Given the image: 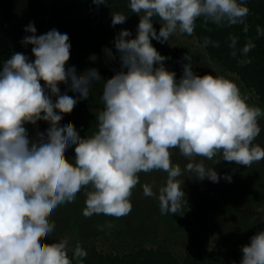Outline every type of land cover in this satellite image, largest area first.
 I'll return each mask as SVG.
<instances>
[{"label":"clouds","instance_id":"clouds-1","mask_svg":"<svg viewBox=\"0 0 264 264\" xmlns=\"http://www.w3.org/2000/svg\"><path fill=\"white\" fill-rule=\"evenodd\" d=\"M106 5L108 0H93ZM128 7L137 14V35L121 30L114 39L120 70L103 84L97 111L96 130L81 137L69 122L61 126L62 114L77 104L75 96L61 94L58 85L87 99L94 81L101 76L96 68L78 74L66 69L71 44L68 35L51 29L22 40L32 45L34 61L15 53L0 71V264H84L87 251L77 243L70 247L67 237L45 243L53 235L54 211L75 201L84 189L83 215L122 218L131 212L133 189L140 173L162 171L166 181L153 191L143 184V194L158 200L162 215L183 211L185 193L178 179L185 172L198 180L218 183L221 177L212 166L196 162L197 157L250 167L264 160V147L253 142L259 136L260 107L250 105L237 85L224 75L193 71V57L185 54L183 74L164 65L168 59L151 40L168 42L177 32L192 35L198 20L217 28L243 25L248 32L247 0H129ZM159 19V33L153 18ZM127 16L112 12V26L123 24ZM257 37L264 29L257 26ZM238 37L229 36L231 55L243 57L238 63H250L248 53L255 47L251 39L238 48ZM219 47L204 38L203 46ZM109 59L116 55L105 47ZM90 59L96 60L95 55ZM41 81L44 82L43 86ZM56 97L53 102L51 97ZM48 122L46 132L30 140L25 124ZM75 145L74 162L65 157ZM189 161L184 169L172 161V150ZM219 160H216L218 162ZM230 181L231 177H225ZM108 228L114 225L110 222ZM103 230V228H101ZM71 251V256L69 252ZM240 264H264V230L256 232L250 243L242 246Z\"/></svg>","mask_w":264,"mask_h":264},{"label":"rangeland","instance_id":"rangeland-1","mask_svg":"<svg viewBox=\"0 0 264 264\" xmlns=\"http://www.w3.org/2000/svg\"><path fill=\"white\" fill-rule=\"evenodd\" d=\"M116 1L118 0H109L106 5L102 4L101 7L94 5L91 7L90 4L86 3V5L83 6L84 16H87V14L90 15L92 12L94 18L103 12L107 14L106 19H110V23L107 26V24L104 23L106 19H100L98 22V18H96L93 22L94 24L87 27L88 29L79 31L77 36H68L69 39L74 37L77 38V43L80 46L81 52L85 54L82 58L85 56L88 57L89 55H95L97 57L96 60H111L106 56L103 49L107 47L116 55L117 51L114 45L116 35L124 29H127L130 32L136 30L137 32L140 17L138 15L132 16L128 7L129 0H125L126 5ZM21 5L22 4H19L18 7ZM112 12L128 14L126 15L127 18L125 23L112 26ZM153 27L156 29L157 33H159L161 24L156 17L153 18ZM136 35L137 34H134L133 36L131 35V37L126 39L135 38ZM20 38L21 36L18 37V40ZM18 40H16V43H11V41L6 40L5 35L0 32V71H2L4 62L10 59L15 53H22L27 56L30 61H34L35 57L31 51L33 46L29 49L27 45L25 47L24 44L18 43ZM151 43L162 56L168 58L164 61V65L167 70L176 73L177 80L182 76L183 64L186 63V61L183 60V57L185 54H190L193 57V71L195 74L199 76L205 74L224 75L237 85L242 95L248 97L247 102L250 105L260 107L251 101V95L241 87L236 80H234L233 76L222 72V70L214 66L207 59L205 52L199 47V45H197L195 40L186 38L177 32L169 37L168 42L161 43L153 39L151 40ZM20 45H22V48L17 49ZM25 50L27 51L26 53L23 52ZM74 58L73 52L71 53L70 49V59L65 67L66 69L75 67L77 73L80 74L79 70L81 69L82 73L84 68L80 64L77 65V61ZM43 84L44 82L41 81L42 86ZM58 87L60 92L64 91V88H67L64 83H60ZM69 89L67 90V94L73 96L74 91ZM75 107L73 108L74 110ZM260 108L264 111V108ZM58 114H61L63 117L60 121V125H66L65 118L69 113ZM263 122L264 116H261L259 118V124H263ZM24 127L28 132V136H30L32 131L38 128L33 132V134H35L33 136L31 135L29 138L30 140H36L37 133L46 132L50 125L46 122L45 126H43V120H41V122L37 121L36 125L28 124V126L24 125ZM88 133L91 134L90 131H88ZM70 147L72 149V154L75 157V145H71ZM69 154V152L65 153L66 159L70 162H74V158H71ZM172 159H178V161L181 162V169H184L185 164L189 162H187V160L180 154L173 155ZM201 160H203V163L206 166H212L221 179L218 183H213L207 178L198 180L195 177H190V180L195 182L192 183H194L196 189L194 185H189L191 186L189 187L190 191L185 194L186 202L183 203V207L186 206V212L189 209L191 210V214H194L198 209L199 203V212H202L201 217L203 219H198V217L191 215L189 226L184 227L182 230L180 228L177 234H172L170 231L173 230V217L175 215L177 216V214L162 215L160 213L159 203H156L155 206L152 205L153 203L150 200H148L149 197L143 198V190L141 188L140 190L138 187L133 189L130 198L132 209L128 215L124 216L128 223L122 228L120 227L122 218L117 219L108 216L107 220L104 218L105 215L85 217L82 214L85 207V190L82 189L81 192L77 194L74 202L62 205L54 211L50 219L55 222L56 229L51 237L45 239V243H52L54 240H59L60 238L57 237V235H61L66 236L68 239H77L79 242L95 244L98 250L105 251L113 239L117 244H120V241L112 236L116 230L112 231V227L108 228L106 226L107 223L110 222L114 225L113 229H118V232L121 229V232L124 233L123 240L130 243H125L129 249L136 246L146 248L154 247L156 249H167L177 254H181L184 251V248H181L182 241L180 239L185 238V240L191 245H202L216 250H219L224 246L229 250L242 249V246L250 243V238L256 232L264 230V160L253 163L250 167L237 165L235 162L224 161L222 158L220 159L219 156L214 157L212 161L201 157L196 158V162H201ZM216 160L219 161L215 163ZM156 173L157 171L140 173L139 177H144V179L140 178V182H143L142 185L145 183L150 185L155 184L153 181L159 182L160 180L157 179L159 175H156ZM161 173L163 172L161 171ZM184 174L183 178H185L187 174L189 175V173L186 172ZM225 177H231L230 181ZM188 180L189 179L187 178V181ZM189 183L191 182L189 181ZM194 190L195 194L191 195ZM153 191L158 192V189L153 188ZM152 199L154 201L156 200L154 198ZM162 216L167 218L166 225L162 224V220H164ZM197 219L199 221H197ZM159 220L161 221L156 223V221ZM249 221L254 223L253 228L251 229L247 227L248 224L245 225V223H250ZM151 224L155 226L154 230H145L148 226H151ZM101 228L106 232H103L102 234L97 233L96 229L100 230ZM125 234L128 235L125 236ZM176 237L179 239L177 240ZM107 238H110V242L106 241ZM72 240H69V242L72 243Z\"/></svg>","mask_w":264,"mask_h":264},{"label":"trees","instance_id":"trees-1","mask_svg":"<svg viewBox=\"0 0 264 264\" xmlns=\"http://www.w3.org/2000/svg\"><path fill=\"white\" fill-rule=\"evenodd\" d=\"M116 2L126 5L125 0H118ZM85 3L90 4L91 7L93 5L97 7L102 6L96 5L93 0H0V32L5 35L6 40H10L11 43H16L18 37L21 36L18 40V43H21V40H23L25 36L31 35V33L25 31V28L29 23H33L37 30V36L45 34L51 29H56L60 33H66L71 37L77 36L79 31L88 29L87 27L89 25L94 24L93 22L96 18H98L99 22L100 19L104 20L107 16V14L103 12L94 18V14L92 12L90 15L87 14V16H84L83 6L86 5ZM19 4L22 5L18 7ZM247 7L249 8V15L246 18V23L248 25L247 33L243 31V25L217 28L213 24H205L202 20H198L192 35H181L195 40L197 45H199V47H201L205 52L207 59L214 66L222 70V72L233 76L234 80H236L238 84H240L241 87H243L251 95V101L264 108V36L257 37L256 31L257 26L264 29V0H247ZM131 13L132 16L137 15L133 12ZM104 23L108 26L110 19H106ZM131 33L132 36L137 34L136 30H133ZM230 35L238 37V48H242L249 39L253 41L255 47L248 53L250 63L242 65L238 63V61L243 59V57L238 55L234 58L231 55V49L228 47ZM205 37L218 42L219 47H212L211 45L206 47L203 46ZM69 42L71 44V53L73 52L77 65L80 64L84 68L83 72L89 68H96L101 76L100 81H94L92 83L87 99H80L79 94L74 91L73 96L77 98V104L75 110L73 109V111L67 114V117L65 118V124L67 125L71 122L78 134L83 138L91 135L88 131L92 133L96 130V123H94L97 122L96 113L103 107L100 99L103 94V84L120 70L119 54H116L115 60H92L90 59V55L82 58L85 54L81 52L80 46L77 43V38L74 37L69 39ZM31 46L32 45H27L29 49ZM21 48L22 45H20L17 49ZM23 52L26 53L27 51L25 50ZM79 73H81V69L79 70ZM65 86H67V88H64V91L61 90V94H67V90L70 88V83L65 84ZM51 98L53 102H55L56 97L53 96ZM45 123L46 122L43 121V126H45ZM25 125L28 126V124ZM259 125L261 127V132L253 143L264 147V122ZM36 129L34 131H36ZM34 131L30 133L29 138L31 135L33 136L35 134H33ZM68 152L70 153L69 155L71 158H75L72 154L70 146L65 153ZM177 154H179V151L172 150V156ZM172 161L174 164H179V166L181 164L178 159H172ZM160 173L161 171H157L156 173V175H159L157 179L160 181H153V183H155L152 184L154 189H159V187L166 181L167 174L164 172ZM183 177L184 176L182 175L178 179L181 181L182 190L186 194V192L190 191L189 187L191 186L189 185L193 186L195 182L190 180V174H187L185 178ZM140 178L144 179L143 176L139 177V180ZM187 178L189 179L188 181ZM189 181L191 183H189ZM142 183L143 182H139L134 189L137 187L139 190L140 188L142 189ZM194 194L195 190L192 191L191 195ZM142 197L145 198L144 194ZM148 200H150L153 203L152 205L155 206L156 203H159L158 200L154 201L150 197ZM185 207L186 206L183 207V211L181 213L173 217V230H170L172 234H177L180 228L182 230L184 227L189 226L191 215L198 217V219L202 218V212H199V203L198 209L194 214H191V210L189 209L186 212ZM104 218L108 220V216H104ZM162 218L164 219L162 220V224L166 225L167 218L163 216ZM198 219L197 221H199ZM160 221L161 220L156 221V223ZM249 222L250 223H245V225L248 224L247 227L251 229L253 228L254 223H251V221ZM127 223L128 221L125 217H122L120 227H124ZM154 228L155 226L151 224V226H148L145 230L150 231L154 230ZM111 230H116L112 236L119 240L120 244H117L114 239L110 242V238H107L106 241L110 243L105 251L98 250L95 244L79 242L77 239H69L72 240V243L69 242L70 245H72L70 247L74 248L75 245L79 243L87 251V257L84 260V264H240V260L242 258L241 249L229 250L224 246V249L220 248L219 250H216L202 245L197 246L193 243V245H191L187 240H185L186 238L180 239L182 241L181 248H184V251L181 254H177L167 249H156L154 247L146 248L136 246L129 249V247L125 244L129 242L123 240L124 233L121 232V229L118 232V229H113L112 227ZM96 232L102 234L106 231H104V229H96ZM127 235L128 234H125V236ZM57 237L64 238L66 236L57 235ZM178 239L179 238H177V240ZM69 256H71V251L69 252Z\"/></svg>","mask_w":264,"mask_h":264}]
</instances>
